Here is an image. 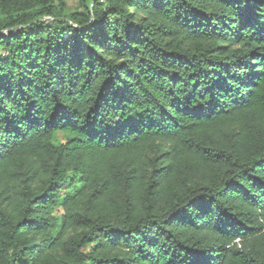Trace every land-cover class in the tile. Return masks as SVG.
Masks as SVG:
<instances>
[{"label":"trees","instance_id":"16d2710c","mask_svg":"<svg viewBox=\"0 0 264 264\" xmlns=\"http://www.w3.org/2000/svg\"><path fill=\"white\" fill-rule=\"evenodd\" d=\"M0 264H264V0H0Z\"/></svg>","mask_w":264,"mask_h":264},{"label":"rangeland","instance_id":"374dc122","mask_svg":"<svg viewBox=\"0 0 264 264\" xmlns=\"http://www.w3.org/2000/svg\"><path fill=\"white\" fill-rule=\"evenodd\" d=\"M67 2H68V6L70 8H76L77 7L78 0H67Z\"/></svg>","mask_w":264,"mask_h":264}]
</instances>
